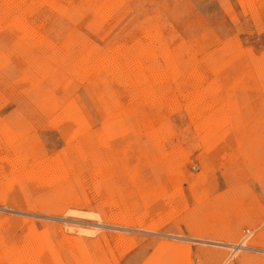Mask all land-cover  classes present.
Masks as SVG:
<instances>
[{
    "label": "rangeland",
    "instance_id": "obj_1",
    "mask_svg": "<svg viewBox=\"0 0 264 264\" xmlns=\"http://www.w3.org/2000/svg\"><path fill=\"white\" fill-rule=\"evenodd\" d=\"M0 264H264V0H0Z\"/></svg>",
    "mask_w": 264,
    "mask_h": 264
},
{
    "label": "bare ground",
    "instance_id": "obj_2",
    "mask_svg": "<svg viewBox=\"0 0 264 264\" xmlns=\"http://www.w3.org/2000/svg\"><path fill=\"white\" fill-rule=\"evenodd\" d=\"M85 61V60H84ZM80 62V61H79ZM260 66V65H259ZM249 67V66H248ZM157 77V76H156ZM56 84V83H55ZM69 97V96H68ZM11 151V150H10ZM24 154V153H23ZM100 161V160H99ZM115 209V208H114ZM260 234V233H259ZM261 236V235H260ZM249 244V243H248ZM239 245V244H238ZM243 245V244H242ZM245 245V244H244ZM239 248V246H238ZM32 249V248H31ZM233 254V253H232ZM31 255V254H30ZM37 262V261H36Z\"/></svg>",
    "mask_w": 264,
    "mask_h": 264
}]
</instances>
